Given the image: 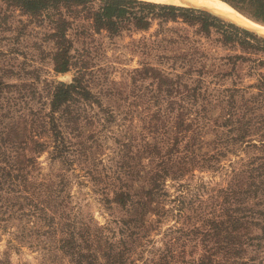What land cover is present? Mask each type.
<instances>
[{
  "label": "trees",
  "instance_id": "obj_1",
  "mask_svg": "<svg viewBox=\"0 0 264 264\" xmlns=\"http://www.w3.org/2000/svg\"><path fill=\"white\" fill-rule=\"evenodd\" d=\"M222 1L264 25V0ZM3 8L18 11L41 27V41L51 45L48 56L56 74L75 72L70 82H47L45 95L32 91L33 103L15 127L22 145H28L30 136L37 152L47 147L61 156L69 146H76L86 157L85 163L97 165L103 154L97 125L116 117L103 107L102 99L133 100L128 105L131 128L124 144L136 149L122 163L124 175L115 177L117 182L104 194L109 208L125 211L116 219L121 232L118 249L109 238H102V232L92 236L88 229L82 234L66 229L58 248L70 263H129V255L149 232V217L167 213L162 208L169 198V179L181 181L196 167L219 170L222 157L243 152L237 162L229 161L233 170L228 185L216 193L219 200L213 195L207 200L198 197L193 220L201 224L193 221V226L183 229L202 251L186 263L255 264L245 254L250 247L258 251L264 246V38L210 12L140 0H0V12ZM154 21L164 36L158 42L143 41V54L164 52L162 59L172 61L173 66L180 64L183 73L172 76L145 63L131 72L134 85L150 81L145 88L113 80L112 87L94 92L88 57L97 41L95 35L145 32ZM171 22L183 26L167 27ZM180 29H194L196 36L208 42L166 34ZM220 49L233 53L220 56ZM249 78L255 83L245 84ZM135 102L149 109L146 117L132 114L137 111ZM94 106L103 107L104 119ZM153 106L157 109L152 112ZM137 135L142 137L139 143ZM135 142L140 146H134ZM52 224L54 219L40 228L31 223V230L40 235Z\"/></svg>",
  "mask_w": 264,
  "mask_h": 264
},
{
  "label": "rangeland",
  "instance_id": "obj_2",
  "mask_svg": "<svg viewBox=\"0 0 264 264\" xmlns=\"http://www.w3.org/2000/svg\"><path fill=\"white\" fill-rule=\"evenodd\" d=\"M181 25L171 22L166 26L181 28ZM40 29L18 11L3 8L0 12V264H71L58 248V239L62 238L66 229L78 234L88 229L92 236L102 232V238H109L112 245L117 246L115 249H118L121 239L116 219L121 218L125 211L117 206L109 208L104 194L113 182H117L115 177L124 175L122 163L132 154L131 149H136L124 144L131 128L128 105L133 100L102 99L103 107L114 111L116 117L110 123L96 124L103 143V154L97 165L85 163L86 157L76 146H69L61 156L47 147L37 152L31 146L30 136L28 145H22L15 127L21 113L28 112L33 103L32 91L44 93L47 82H70L75 74L74 71L67 74L54 72L48 56L51 45L42 43ZM171 31L166 34L173 38L185 34L193 36V40L208 42L196 36L194 29H180L178 33ZM95 36L97 41L88 57L94 74L89 81L94 92L112 87L113 80L130 88L139 89L141 85L140 89L145 88L150 81L139 80L134 85L131 73L145 63L172 76L184 71L180 64L173 66L172 61L162 59L164 52H155L151 56L143 54V41L158 42L164 36L157 21L145 32L125 30L115 37L106 33ZM218 53L222 56L233 52L220 49ZM244 83H255V79H246ZM94 107L95 113L104 119L105 114L100 110L103 107ZM156 109L153 106L150 110L153 112ZM136 110L132 114L140 119L146 117L149 109L139 104ZM139 123L142 125V121ZM138 138L139 143L142 137ZM45 141L51 144L48 136ZM135 145L140 146L136 142ZM240 155L244 156V153L222 157L218 164L222 168L219 170L196 167L192 175H186L181 181L169 179L166 183L169 198L162 208V213H167L162 217L154 214L149 217V232L129 255L127 264H187L186 260L198 257L202 248L183 228L193 226V221L201 224L193 220V208L199 203L198 197L203 200L211 195L217 197V191L225 188L230 180L233 168L229 166V161L237 162ZM240 165L241 162L234 168ZM53 219L50 229L40 231V235L37 230H31V223L40 228L53 223ZM256 232L259 233V230ZM99 242H103L102 239ZM245 257H253L255 264H264V246L258 251L250 247Z\"/></svg>",
  "mask_w": 264,
  "mask_h": 264
},
{
  "label": "bare ground",
  "instance_id": "obj_3",
  "mask_svg": "<svg viewBox=\"0 0 264 264\" xmlns=\"http://www.w3.org/2000/svg\"><path fill=\"white\" fill-rule=\"evenodd\" d=\"M147 2L157 3V4H167L175 6H183L185 4L205 8L218 14L224 18H227L234 22L235 24L252 28L259 34H264V25L249 19L248 17L241 14L238 10L232 7L225 1L222 0H143ZM185 7V6H184Z\"/></svg>",
  "mask_w": 264,
  "mask_h": 264
},
{
  "label": "water",
  "instance_id": "obj_4",
  "mask_svg": "<svg viewBox=\"0 0 264 264\" xmlns=\"http://www.w3.org/2000/svg\"><path fill=\"white\" fill-rule=\"evenodd\" d=\"M181 6H182V5H181ZM183 6H187V7L195 8V9H203V10H205V11H207V12H210V13H212V14H214V15L220 16V15L215 14V13H213L212 11H210V10H208V9H205V8L194 7V6H191V5H188V4H185V5H183ZM220 17H222V16H220ZM222 18H224V17H222ZM224 19H226L227 21L232 22L231 20H229V19H227V18H224ZM236 25H237V24H236ZM238 26H239V25H238ZM240 27H241V26H240ZM242 28H244V29H246V30H248V31H250V32H252V33L257 34V35H259V36L262 37V38H264V34H259V33H257V32H256L254 29H252V28H246V27H242Z\"/></svg>",
  "mask_w": 264,
  "mask_h": 264
}]
</instances>
